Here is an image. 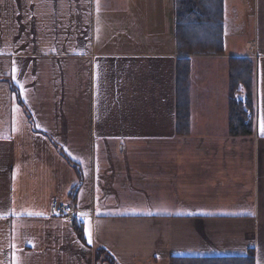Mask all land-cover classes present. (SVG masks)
<instances>
[{
    "label": "crops",
    "instance_id": "0c3cea01",
    "mask_svg": "<svg viewBox=\"0 0 264 264\" xmlns=\"http://www.w3.org/2000/svg\"><path fill=\"white\" fill-rule=\"evenodd\" d=\"M146 2L0 0V264H110L98 249L116 264L253 249L264 264V0L239 51L226 50L225 13L212 55L255 62L250 137L228 134L229 71L207 85L196 56L190 135L176 136L170 5L164 25L163 1L153 7L159 25Z\"/></svg>",
    "mask_w": 264,
    "mask_h": 264
},
{
    "label": "trees",
    "instance_id": "16d2710c",
    "mask_svg": "<svg viewBox=\"0 0 264 264\" xmlns=\"http://www.w3.org/2000/svg\"><path fill=\"white\" fill-rule=\"evenodd\" d=\"M172 20V34L179 56L175 66V134L178 137L190 135L191 59L198 55L223 54L225 46L224 0H172L169 8ZM195 33V34H194ZM229 70L228 134L231 137H250L256 129L255 62L249 57H231ZM11 91L22 105L32 123V117L25 108L20 91L11 81ZM68 161L73 162L68 158ZM78 237L84 241L81 227L74 222ZM97 258L116 264L103 249L97 250ZM169 264H255V253L249 250L245 256L219 257H171Z\"/></svg>",
    "mask_w": 264,
    "mask_h": 264
},
{
    "label": "rangeland",
    "instance_id": "374dc122",
    "mask_svg": "<svg viewBox=\"0 0 264 264\" xmlns=\"http://www.w3.org/2000/svg\"><path fill=\"white\" fill-rule=\"evenodd\" d=\"M163 1V25L165 24V14L164 8H169L171 4L172 7V0H158V3ZM157 0H147L146 2V9L149 14V21L155 22L156 24L161 25V17L160 14L158 17L155 16L157 11H153V7L155 6ZM254 0H224V8L226 13V29H227V51L234 50L239 51V49L243 45V34L244 37L250 35L253 32L254 27V11H253ZM263 5V0L261 2ZM170 19H167L169 23ZM171 21V20H170ZM172 23V22H171ZM195 34V33H194ZM168 35V31H165L163 28V48H168V41L171 43V39L174 40L172 34L170 39L166 38ZM166 38V39H164ZM242 39V41H241ZM212 55H198L195 59H191L193 61V71H198V73H202L205 79L209 81L216 87L220 89L223 87L221 84H215L218 81L224 80V77H227L225 72L222 71H229L228 70V57L218 58V57H207ZM193 58V57H192ZM197 73V74H198ZM212 87V86H209ZM228 89H226V93Z\"/></svg>",
    "mask_w": 264,
    "mask_h": 264
},
{
    "label": "built area",
    "instance_id": "2783aa9c",
    "mask_svg": "<svg viewBox=\"0 0 264 264\" xmlns=\"http://www.w3.org/2000/svg\"><path fill=\"white\" fill-rule=\"evenodd\" d=\"M54 210L57 214H71L72 213V207L70 205H61L57 201L54 202Z\"/></svg>",
    "mask_w": 264,
    "mask_h": 264
},
{
    "label": "snow or ice",
    "instance_id": "6c2138e0",
    "mask_svg": "<svg viewBox=\"0 0 264 264\" xmlns=\"http://www.w3.org/2000/svg\"><path fill=\"white\" fill-rule=\"evenodd\" d=\"M22 87H23V86L21 85V88H22ZM260 134H261L262 136H264V122H262V126H261V132H260ZM134 214H135V213H134ZM146 214L151 215V213H146ZM84 216H85V218H86V217H87V213H85ZM84 222L87 223L86 219H85ZM86 237H87L88 243H91V242H92V239H91V227H90V225H89L88 229H86Z\"/></svg>",
    "mask_w": 264,
    "mask_h": 264
}]
</instances>
